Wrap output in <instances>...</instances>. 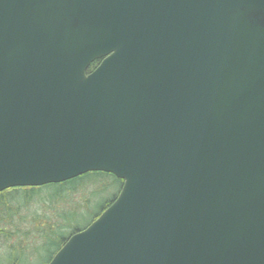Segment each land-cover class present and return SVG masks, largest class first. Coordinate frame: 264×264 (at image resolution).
Here are the masks:
<instances>
[{"label": "water", "instance_id": "water-1", "mask_svg": "<svg viewBox=\"0 0 264 264\" xmlns=\"http://www.w3.org/2000/svg\"><path fill=\"white\" fill-rule=\"evenodd\" d=\"M89 172L49 264H264V0H0V192Z\"/></svg>", "mask_w": 264, "mask_h": 264}, {"label": "rangeland", "instance_id": "rangeland-1", "mask_svg": "<svg viewBox=\"0 0 264 264\" xmlns=\"http://www.w3.org/2000/svg\"><path fill=\"white\" fill-rule=\"evenodd\" d=\"M95 180L93 177L92 181ZM99 185L89 184L71 192L67 191L71 189L70 184L25 187L1 196L0 202L8 201L14 215L8 222L0 223V264L16 260L48 264L63 240L90 225L99 214L101 204L112 200L121 189V182L109 175L103 176V186L98 188ZM103 190L104 195L98 193ZM5 248L12 251L6 252Z\"/></svg>", "mask_w": 264, "mask_h": 264}, {"label": "trees", "instance_id": "trees-1", "mask_svg": "<svg viewBox=\"0 0 264 264\" xmlns=\"http://www.w3.org/2000/svg\"><path fill=\"white\" fill-rule=\"evenodd\" d=\"M97 64H98V62H95L92 66H91V68H90V70H92L93 68H95L96 66H97ZM105 175H109V174H105V173H102V172H94V173H88V174H85V175H82V176H80V177H78V178H75V179H73V180H70V181H67V182H65V183H62L61 185H64V184H70L71 185V189L70 190H68L67 189V191H69V192H71V191H73L74 189H76V188H79V187H85V186H88L89 184H98V183H101V185H102V178H103V176H105ZM95 177L96 178V180L95 181H92V178L93 177ZM109 176H112V175H109ZM114 177V176H113ZM115 178V177H114ZM117 179V178H116ZM119 182H121V185H122V181L121 180H119V179H117ZM101 185H99V187L98 188H100L101 187ZM103 186V185H102ZM46 187V186H45ZM42 188H44V187H42ZM104 188V187H103ZM14 190V189H13ZM10 191H8L7 193H9ZM103 192V195H104V190L103 191H101V192H98V193H102ZM5 194V193H4ZM4 194H2V195H0V197L1 196H3ZM94 195V194H93ZM101 196V195H100ZM114 199H115V197L112 199V200H109V201H105V202H103L102 204H101V208H100V212H99V214H97L96 215V217H95V219L104 211V210H106V208H108V206L114 201ZM95 203V202H94ZM13 210H12V208L10 207V205H9V203H8V201H5V200H3V201H1L0 202V223H2L5 219H7V220H9V218H8V216H10L11 218L13 217ZM79 230H81V229H78V230H76V231H79ZM6 233H8V232H6ZM7 235H9V233L7 234ZM66 242V239H64L63 240V242H62V246L64 245V243ZM14 250H19V248H15ZM12 251V249L11 250H8L7 252H11ZM54 256V254L52 255V257ZM52 257L50 258V260L52 259ZM49 260V261H50ZM11 264V263H10ZM13 264H26L25 263V260L23 261V263L21 262V261H19V260H16V261H14L13 262Z\"/></svg>", "mask_w": 264, "mask_h": 264}, {"label": "flooded vegetation", "instance_id": "flooded-vegetation-1", "mask_svg": "<svg viewBox=\"0 0 264 264\" xmlns=\"http://www.w3.org/2000/svg\"><path fill=\"white\" fill-rule=\"evenodd\" d=\"M6 192H7V191H6ZM6 192L4 191V192L0 193V195L4 194V193H6ZM6 221H7V219H6Z\"/></svg>", "mask_w": 264, "mask_h": 264}]
</instances>
